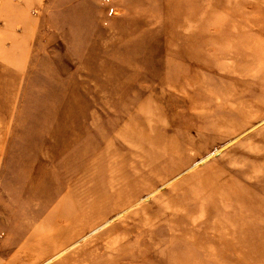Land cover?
Returning <instances> with one entry per match:
<instances>
[{"label":"rangeland","instance_id":"1","mask_svg":"<svg viewBox=\"0 0 264 264\" xmlns=\"http://www.w3.org/2000/svg\"><path fill=\"white\" fill-rule=\"evenodd\" d=\"M262 230L264 0H0V264H264Z\"/></svg>","mask_w":264,"mask_h":264},{"label":"bare ground","instance_id":"2","mask_svg":"<svg viewBox=\"0 0 264 264\" xmlns=\"http://www.w3.org/2000/svg\"><path fill=\"white\" fill-rule=\"evenodd\" d=\"M184 85V84H183ZM185 86H186V84H185ZM218 92V91H217ZM145 123H143L142 124V126L144 125ZM136 132L137 131H135L134 130V128L133 129H127L126 127H125V129H123L122 130V135L123 136H126L127 138H130L132 141H134V140H139V141H141L142 139H144V136L143 135H138V134H136ZM230 190V189H229ZM226 193L227 194H232L231 192H229L228 190H226ZM238 193V192H237ZM244 202H246V201H244ZM263 232L262 233H264V230H262ZM261 233V234H262ZM243 235L245 234V233H242ZM69 239H71V238H69ZM69 239L68 240H65V241H62V243H64V242H69Z\"/></svg>","mask_w":264,"mask_h":264}]
</instances>
